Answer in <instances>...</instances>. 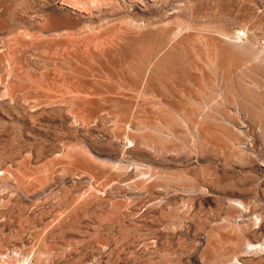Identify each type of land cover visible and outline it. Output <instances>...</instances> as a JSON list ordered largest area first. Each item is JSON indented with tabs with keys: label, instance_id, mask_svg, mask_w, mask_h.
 <instances>
[{
	"label": "rangeland",
	"instance_id": "374dc122",
	"mask_svg": "<svg viewBox=\"0 0 264 264\" xmlns=\"http://www.w3.org/2000/svg\"><path fill=\"white\" fill-rule=\"evenodd\" d=\"M142 1L0 0V264H264V0Z\"/></svg>",
	"mask_w": 264,
	"mask_h": 264
},
{
	"label": "bare ground",
	"instance_id": "6f19581e",
	"mask_svg": "<svg viewBox=\"0 0 264 264\" xmlns=\"http://www.w3.org/2000/svg\"><path fill=\"white\" fill-rule=\"evenodd\" d=\"M96 1H97V0H96ZM120 1H121V0H120ZM133 1H137V2L139 1V2H141V3L143 2L142 0H123V2H130V3L133 2ZM148 1H152V2H153V1H156V0H148ZM190 1H191V0H190ZM94 2H95V1H94ZM100 3H101V2H100ZM109 3H110V2H109ZM111 3H112V2H111ZM143 3H144V2H143ZM186 4H187V3H186ZM140 5H141V4H140ZM142 5H143V4H142ZM99 6H100V5H99ZM180 6H181V5H180ZM142 7H143V6H142ZM144 8H145V7H144ZM197 13H198V12H197ZM195 16H196V15H195ZM103 21H104V20H103ZM180 23H181V22H180ZM183 23H186V22H183ZM188 24H189V23H188ZM188 24H185V25H188ZM177 25H178V24H176L175 27H179V26H177ZM180 25H181V24H180ZM164 27H165V26H164ZM181 27H182V29L185 28L186 30H187V28H188V26H181ZM131 28H132V27H131ZM153 28H154V27H153ZM137 29H138V27H137ZM143 29H144V28H143ZM145 29H146V28H145ZM164 29H165V28H164ZM166 29H167V27H166ZM200 29H201V28H200ZM146 30H147V29H146ZM153 30H154V29H153ZM174 30H176V28L170 30V32H174ZM213 30H214V29H213ZM215 30H217V28H216ZM215 30H214V31H215ZM219 30H221V29L218 28V30H217L218 33L221 32V31L219 32ZM135 32H136V31H135ZM135 32H134V33H135ZM160 32H161V31H160ZM163 32H164V31H163ZM190 32H191V31H190ZM215 32H216V31H215ZM222 32H223V30H222ZM222 32H221V35H222ZM139 33H140V31L138 32V34H139ZM154 33H155V32H154ZM184 33H185V32H184ZM192 33H193V32H192ZM194 33H195V32H194ZM194 33H193V34H194ZM196 33H197V32H196ZM196 33L194 34L195 36L193 35L195 39H199V40L203 39L202 41H200V42H201V45L205 46L206 48H212V49H213V47H214V43H212V40L210 41V40H208L206 37H202V38H201V36L196 35ZM198 33H199V32H198ZM136 34H137V33H136ZM138 34H137V37H139ZM150 34H151V33H150ZM165 35H166V31H165ZM177 35H178V34H177ZM186 35H188V36H186ZM186 35H185L186 38H189V37H190V34H186ZM238 35H239V34H238ZM238 35H236V37H237ZM166 36H167V35H166ZM182 36H183V35H182ZM225 36H226V37L228 36L227 33H225V34L223 33V37H225ZM239 36H240V35H239ZM152 37H153V36H152ZM169 37H170V36H169ZM180 37H181V36H180ZM180 37H179V38H180ZM191 37H192V36H191ZM153 38L155 39V37H153ZM174 38H175V36H174ZM174 38H173V39H174ZM181 38H182V37H181ZM181 38H180V39H181ZM184 38H185V37H184ZM192 38H193V37H192ZM227 38H229V37H227ZM230 38H231V37H230ZM239 38H240V37H239ZM143 39H144V38H143ZM161 39H162V38H161ZM182 39H183V38H182ZM189 39H190V38H189ZM165 40H166V39H165ZM235 40H236V39H235ZM170 41H171V40H170ZM178 41H180V40H178ZM186 41H188V40H186ZM186 41H184V43H186V45H188L189 43L186 42ZM237 41H239V40H237ZM241 41H242V40H241ZM173 42H174V41H173ZM213 42H214V41H213ZM177 43H178V42H177ZM180 43H181V42H180ZM180 43H179V44H180ZM187 43H188V44H187ZM191 43H192V42H191ZM197 43L199 44V41H198ZM217 43H218V41H217ZM217 43H216V44H217ZM232 43H233V42H232ZM234 43H235V42H234ZM238 43H239V42H238ZM238 43H236V44H238ZM142 44H143V43H142ZM166 44H167V43H166ZM174 44H175V43H174ZM195 44H196V43H195ZM239 44H240V43H239ZM170 45L172 46V44H170ZM182 45H183V44H182ZM182 45H181V46H182ZM199 45H200V44H199ZM217 45H218V44H217ZM178 46H179V45H178ZM181 46H180V47H181ZM233 46H234V45H233ZM246 46H247V44H246ZM169 47H170V46H169ZM172 47H173V46H172ZM172 47H170V48H172ZM182 47H183V46H182ZM193 47H194V46H193ZM217 47H218V46H217ZM217 47H216V48H217ZM222 47H223V46H222ZM167 48H168V47H167ZM184 48H186V47H184ZM216 48H214V49H216ZM245 48H246V47H245ZM175 49H176V48H175ZM212 49H211V50H212ZM171 50H172V49H171ZM178 50H179V49H178ZM216 53H217V52H216ZM221 53H222V52H221ZM173 54H174V53H173ZM210 54H211V53H210ZM210 54H209V55H210ZM259 54H260V53H259ZM259 54H258V55H259ZM216 55H217V54H216ZM226 55L228 56V54H226ZM258 55H256L257 58L259 57ZM173 56H175V55H173ZM207 57H208V55H207ZM261 58H262V57H261ZM261 58H260V59H261ZM196 59H197V58H196ZM208 59H209V58H208ZM226 60H227V59H226ZM251 60H252V59H251ZM254 60H255V59H254ZM256 60H258V59H256ZM211 61H212V59H211ZM159 64H160V63H159ZM182 64H183V63H182ZM243 65H245V64H243ZM247 65H248V64H247ZM159 67H160V66H159ZM153 68H154V67H153ZM158 70H159V69H158ZM151 71H152V70H151ZM201 72H202V71H201ZM157 73H158V72H157ZM212 76H213V75H212ZM149 82H150V81H149ZM152 82H153V81H152ZM146 92H147V91H146ZM144 93H145V92H144ZM221 94H222V93H221ZM143 95H144V94H143ZM148 95H149V93H148ZM144 96H145V95H144ZM150 97H151V96H150ZM142 100H143V99H142ZM144 102H145V101H144ZM194 103H195V102H194ZM200 105H201V104H200ZM197 107H198V106H197ZM199 107H200V106H199ZM206 108H207V107H206ZM211 108H212V107H211ZM209 113H210V112H209ZM179 119H180V118H179ZM198 125H199V124H198ZM150 150H151V149H150ZM119 171H120V169H119ZM122 171H123V170H122ZM250 247H251V246H250ZM254 247H255V246H254ZM254 247H253V248H254ZM248 248H249V246H248ZM262 249H263V248H262ZM247 250H248V249H247ZM247 252H249V251H247ZM233 261H234V260H233ZM238 262H239V260L237 259V260L235 261V263L237 264ZM235 263H233V264H235ZM246 264H247V263H246Z\"/></svg>",
	"mask_w": 264,
	"mask_h": 264
}]
</instances>
